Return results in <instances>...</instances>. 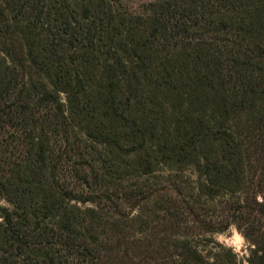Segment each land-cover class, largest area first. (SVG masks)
I'll use <instances>...</instances> for the list:
<instances>
[{
    "label": "trees",
    "instance_id": "trees-1",
    "mask_svg": "<svg viewBox=\"0 0 264 264\" xmlns=\"http://www.w3.org/2000/svg\"><path fill=\"white\" fill-rule=\"evenodd\" d=\"M160 167L235 197L186 211L264 264V0H0V264H240L144 196Z\"/></svg>",
    "mask_w": 264,
    "mask_h": 264
},
{
    "label": "rangeland",
    "instance_id": "rangeland-1",
    "mask_svg": "<svg viewBox=\"0 0 264 264\" xmlns=\"http://www.w3.org/2000/svg\"><path fill=\"white\" fill-rule=\"evenodd\" d=\"M123 3V9L129 8L131 11L138 12L143 10L148 3L155 0H119ZM65 98L64 95H62ZM170 176V177H169ZM142 180H147L144 186V196H148V190L151 187L158 186L160 188H166L169 190V194L174 195V198H177L175 205V212L179 216L180 222L182 223V228L180 230L181 235L189 234L194 241H196L201 248L209 249L213 246V243L208 241L210 235L213 234L215 239L234 249L239 254L240 264H249L246 261L247 256L250 252V245L245 240L243 235L239 232L237 226L232 224L226 231H215L211 232L206 228H201L192 222L191 216L186 211L188 200L192 199L196 201V209L200 214L202 219H205L209 223H213L215 229L220 227L219 223L222 219L226 221L228 219V214H230L229 205L235 199L230 195L219 196L215 199H210L207 196H197V186L200 181L197 171L193 167H189L184 171L176 173L174 170L169 168H161L158 170L156 175L144 176ZM168 194V195H169ZM164 195V198H163ZM162 194V201L166 200L169 196ZM114 196V198L119 201V196ZM154 199L151 198L149 201L144 202L145 206L143 207L145 211H152ZM186 199V200H185ZM130 205V204H128ZM130 207V206H127ZM130 209V208H129ZM139 212V208L135 207L131 210L132 215H135ZM178 212V213H177ZM174 232L168 230V236H172ZM141 235V234H139Z\"/></svg>",
    "mask_w": 264,
    "mask_h": 264
}]
</instances>
